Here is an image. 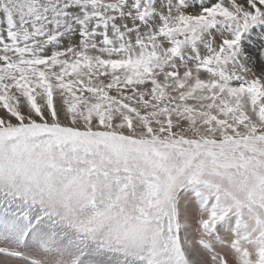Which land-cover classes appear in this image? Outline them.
<instances>
[{"label": "snow or ice", "instance_id": "obj_1", "mask_svg": "<svg viewBox=\"0 0 264 264\" xmlns=\"http://www.w3.org/2000/svg\"><path fill=\"white\" fill-rule=\"evenodd\" d=\"M0 264H264V0H0Z\"/></svg>", "mask_w": 264, "mask_h": 264}]
</instances>
